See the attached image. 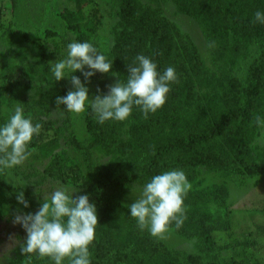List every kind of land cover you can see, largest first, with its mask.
<instances>
[{
  "label": "trees",
  "instance_id": "16d2710c",
  "mask_svg": "<svg viewBox=\"0 0 264 264\" xmlns=\"http://www.w3.org/2000/svg\"><path fill=\"white\" fill-rule=\"evenodd\" d=\"M67 1L73 10L59 12L64 15L69 10L67 32L75 41L96 46V17L93 13L87 18L82 10L98 3ZM111 1L116 23L111 28L113 47L107 54L113 59L110 73L126 79V64L144 54L155 60L158 71L175 67L178 81L171 85L163 107L148 118L134 108L126 121L100 125L89 109L87 142L79 140L73 129V113L63 111L62 124L52 123L53 135L35 145L37 158L52 159L63 138L79 153L81 166L73 169L82 185L73 197L87 194L97 208L92 264H223L230 246L214 242L207 209H227L228 183L233 178L264 176V144L255 143L258 132L253 123L257 115L264 116V25L251 22L255 11H264V0ZM10 2L15 10L19 0ZM167 2L197 24L207 44V61L189 35L166 24L162 7ZM43 34L44 38L56 36L51 30ZM0 59V123L8 117L2 114L4 107L12 109L17 103L24 104L25 114L40 108L36 116H48L56 97L71 90L52 76L42 37L15 22L0 21ZM21 85L34 95L19 96ZM95 154L108 161L96 163ZM172 169L185 172L191 189L184 199L183 227L177 230L172 224L170 229L192 240V251L170 247L138 228L122 201L153 175ZM7 173V169L0 171V221L14 220L20 205L24 214L37 212L33 197L27 200L28 208L17 201L7 187ZM210 178L213 181L208 184ZM25 238V232L18 237L8 264H52L48 258L23 256L20 245Z\"/></svg>",
  "mask_w": 264,
  "mask_h": 264
},
{
  "label": "clouds",
  "instance_id": "9594fccd",
  "mask_svg": "<svg viewBox=\"0 0 264 264\" xmlns=\"http://www.w3.org/2000/svg\"><path fill=\"white\" fill-rule=\"evenodd\" d=\"M251 22L264 25V11H255ZM51 64L55 81L70 78L72 86L66 95L56 97L57 108L63 105L61 111L76 115L90 109L100 125L110 120L126 121L134 108L148 118L163 107L171 85L178 81L175 67L158 71L152 57L139 54L126 64V79L122 80L120 73H112L118 77L116 83L108 87L107 94L97 89L98 94L93 99L87 83L96 73H110L113 59L91 42L73 40L67 43L63 57ZM75 72L84 77L83 83L73 75ZM253 123L258 132L257 143H264V116L257 115ZM41 127L40 123L33 122L32 116L25 114L23 103L13 106L7 120L0 123V171L23 165L32 154L29 146L40 134ZM190 189L183 170L161 171L144 183L138 198L128 206V214L138 228L162 239L172 224L177 230L183 227L184 199ZM77 191L71 187L55 189L50 197L43 196L37 212L15 217L14 223L26 233L20 245L23 256L29 260L33 255L48 258L52 264H92L90 246L98 224L97 208L90 203L87 194L74 198L73 193ZM16 199L24 208L29 207L23 192L18 193Z\"/></svg>",
  "mask_w": 264,
  "mask_h": 264
},
{
  "label": "rangeland",
  "instance_id": "374dc122",
  "mask_svg": "<svg viewBox=\"0 0 264 264\" xmlns=\"http://www.w3.org/2000/svg\"><path fill=\"white\" fill-rule=\"evenodd\" d=\"M86 1V0H84ZM98 7L86 6L82 11L85 17H92L93 23L99 27L97 38V49L104 54L111 52L113 39L111 28L116 23L114 17L115 11L111 8V0H95ZM149 3L148 0H142ZM63 8L73 10V4L67 0H19L18 7L13 10L10 0H0V21L3 24L15 22L23 30L39 34L43 39V44L47 49L50 63H55L63 57L67 43L74 40L73 36L67 32L65 21L67 17L59 15ZM96 10V11H95ZM95 11V12H94ZM162 17L170 27L178 29L182 34L189 35L198 46L201 55L207 61V44L205 43L201 31L197 24L189 17L178 13L171 2H167L162 7ZM55 31L56 36L44 38L43 31ZM64 39L65 43H59ZM2 61L0 59V66ZM52 66V64H51ZM88 70L87 68L85 69ZM73 75L78 76L81 82L84 77L80 72ZM1 76V75H0ZM66 86L72 87L70 78L60 80ZM117 78L111 73H96L87 83L90 98H95L100 89L107 94L108 87L116 83ZM1 82V80H0ZM33 91L25 89L21 85L19 96L22 98L32 97ZM55 104L51 107L48 116H36L38 110L33 109L26 114L33 117L34 123L42 125L40 134L35 136L30 144L32 149L31 156L23 163L22 166L7 169L6 184L14 194L23 192L25 200L29 196L34 198L36 210H39L43 196L50 197L53 190L61 187H71L78 189L82 181L76 178L75 166H81V157L78 152L64 138L61 141V148L54 154L53 158L46 161H40L37 158L35 145L48 140L54 133L52 123L56 126L61 125L65 118L62 107ZM11 109L4 107L3 116L9 115ZM86 113L73 114L72 126L79 140L87 142L89 133L86 131ZM7 117V116H6ZM8 118V117H7ZM255 143L263 145L264 143ZM96 163L104 164L107 158H102L95 154ZM213 180L207 179L208 184ZM230 195L228 198L227 209L218 210L215 208L207 209L212 217L210 222V232L213 240L218 245L227 244L230 247L223 254V264H264V176L262 177H237L228 183ZM142 188H134L122 201L125 205H130L135 201ZM76 194L73 193V196ZM21 205L17 208V215H23ZM24 229L15 224L14 220L0 221V264H8L14 256L15 249L18 246V237L24 235ZM165 244L175 249L192 251L193 241L180 236L169 229L164 238H158ZM249 241L246 247H242L243 242Z\"/></svg>",
  "mask_w": 264,
  "mask_h": 264
}]
</instances>
